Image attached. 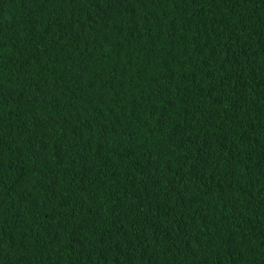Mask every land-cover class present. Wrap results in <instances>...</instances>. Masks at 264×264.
<instances>
[{
	"label": "trees",
	"instance_id": "obj_1",
	"mask_svg": "<svg viewBox=\"0 0 264 264\" xmlns=\"http://www.w3.org/2000/svg\"><path fill=\"white\" fill-rule=\"evenodd\" d=\"M0 264H264V0H0Z\"/></svg>",
	"mask_w": 264,
	"mask_h": 264
}]
</instances>
